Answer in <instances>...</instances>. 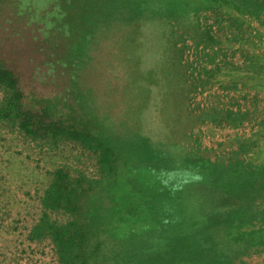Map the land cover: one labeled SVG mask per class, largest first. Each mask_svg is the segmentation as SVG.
<instances>
[{
    "label": "rangeland",
    "instance_id": "obj_1",
    "mask_svg": "<svg viewBox=\"0 0 264 264\" xmlns=\"http://www.w3.org/2000/svg\"><path fill=\"white\" fill-rule=\"evenodd\" d=\"M132 14L130 9L109 23L94 22L97 29L86 30L66 58L75 107L96 117L138 158L114 204L129 199L141 210L136 223L150 229L124 235L109 214L100 224L106 248L118 249L125 258L119 264H140V256L166 251V264L177 256L189 260L180 264H264V248L255 249L264 247L263 184L253 181L237 197L221 189L236 162L264 166V15L199 7L162 9L138 21ZM148 70L160 82L151 84ZM137 108L143 109L138 119ZM171 161L182 167L180 175L171 171ZM56 167L99 176L95 155L80 143L30 141L12 124L0 123V264H59L48 237L29 238ZM107 195L103 202L112 205ZM230 197L234 205L220 208ZM124 236L138 242L136 249L124 244ZM220 243L227 244L224 253L215 249ZM106 248L90 264L110 263Z\"/></svg>",
    "mask_w": 264,
    "mask_h": 264
},
{
    "label": "trees",
    "instance_id": "obj_2",
    "mask_svg": "<svg viewBox=\"0 0 264 264\" xmlns=\"http://www.w3.org/2000/svg\"><path fill=\"white\" fill-rule=\"evenodd\" d=\"M136 6H139L138 12L133 10ZM192 7L206 10L225 8L241 15H264V0H0V123L12 124L30 141L46 140L56 145L60 140L78 142L96 157L98 178H88L68 167H56L40 197L41 214L31 226L29 238L36 241L48 237L54 244L59 264H90L106 247L109 248V242L102 237L105 229L100 225L109 214L113 225L123 230L124 235L131 236L134 230L150 229L141 222L136 223L141 210L131 207L129 199L123 204H120L121 200L117 206L114 204L115 197L122 199L121 183L124 182L127 188L131 161L138 158L129 150L125 152L119 140L110 137L96 117L84 115L75 107L73 87L68 83L69 67L66 65L71 47L79 42L86 30L90 29L92 33L97 29L94 22L103 20L109 23L126 10L130 12L131 9L134 13L131 18L138 21L162 9L186 12ZM151 72H146L150 83L160 82L150 78ZM138 75L139 72L137 78L140 77ZM173 83L170 76L165 88L169 91ZM138 89L141 90L140 84ZM139 94H146V90ZM160 100L165 103L163 97ZM142 110L137 108L133 117L138 119ZM187 160L190 161L189 158ZM180 168L179 164L171 161L174 174L180 175ZM163 171L168 172L166 165ZM230 171L228 179H221L223 195L232 193L237 197L238 190L253 185V181L262 183L264 189V166L240 160ZM185 181L190 183V179ZM207 192L213 194L214 190L209 188ZM104 193L112 198V205L104 204ZM203 198L206 199L204 195ZM233 201L231 197L222 199L220 208L234 205ZM58 213L65 215V221L52 218ZM175 221L176 218L164 224ZM126 238L124 236L123 239ZM127 241L138 246L133 237L124 240V244ZM259 248L264 247H255ZM215 249L224 253L228 248L227 244L220 243ZM108 253L110 263L97 264H119L124 258L118 249L114 253L108 249ZM166 253L168 251L158 257L144 254L137 261L140 264H166ZM171 260V264L189 261L183 256ZM123 264L128 263L124 261Z\"/></svg>",
    "mask_w": 264,
    "mask_h": 264
}]
</instances>
